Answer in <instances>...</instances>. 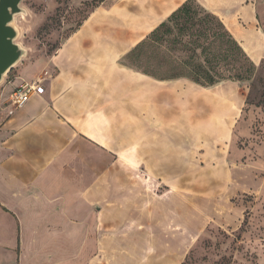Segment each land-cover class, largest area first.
Instances as JSON below:
<instances>
[{
  "label": "crops",
  "instance_id": "0c3cea01",
  "mask_svg": "<svg viewBox=\"0 0 264 264\" xmlns=\"http://www.w3.org/2000/svg\"><path fill=\"white\" fill-rule=\"evenodd\" d=\"M186 1L107 0L56 54L5 83L0 222L15 226V239L0 240V264L6 256L9 264H47L45 256L65 264L69 245L74 264H146L149 237L159 256L151 263L182 264L207 226L242 216L226 199L245 167L229 161L212 90L124 64ZM238 1L197 0L230 33ZM231 34L254 61L257 53ZM45 71L44 94L13 109L15 88Z\"/></svg>",
  "mask_w": 264,
  "mask_h": 264
},
{
  "label": "rangeland",
  "instance_id": "374dc122",
  "mask_svg": "<svg viewBox=\"0 0 264 264\" xmlns=\"http://www.w3.org/2000/svg\"><path fill=\"white\" fill-rule=\"evenodd\" d=\"M245 1V4L238 1L235 5L238 13L228 16L227 22L231 33L243 40L250 52L252 49L257 53L253 57L255 62L250 57L256 66L252 81L242 84L227 81L205 87L212 90L213 121H218L222 131H228L229 161L235 166L245 167L236 177L237 191L226 199L227 203L242 208L243 212L239 219L227 224L219 222L207 226L182 264L185 260L187 264H264V0ZM96 4L94 0H23L20 4L22 11L15 15L13 26L18 34L15 43L24 55L4 76L0 94L5 83L14 78L20 67L56 54ZM140 62H146V59ZM218 100L221 112L216 108ZM241 184H244V191L239 189ZM0 232L5 236L0 240L6 243L15 239V226L10 222H0ZM151 242L149 237L143 256L147 258L146 264H153L151 262L159 257L151 251ZM67 250L65 264H74L73 245H69ZM47 257H44V262L48 264ZM4 259L5 264L10 263L8 256ZM38 262L36 257L35 264ZM57 262L58 258L55 264Z\"/></svg>",
  "mask_w": 264,
  "mask_h": 264
},
{
  "label": "trees",
  "instance_id": "16d2710c",
  "mask_svg": "<svg viewBox=\"0 0 264 264\" xmlns=\"http://www.w3.org/2000/svg\"><path fill=\"white\" fill-rule=\"evenodd\" d=\"M94 1L92 12L106 0ZM143 58L146 62H140ZM124 64L158 80L186 78L203 87L249 83L256 72L223 22L196 0L184 2L126 55Z\"/></svg>",
  "mask_w": 264,
  "mask_h": 264
},
{
  "label": "water",
  "instance_id": "95a60500",
  "mask_svg": "<svg viewBox=\"0 0 264 264\" xmlns=\"http://www.w3.org/2000/svg\"><path fill=\"white\" fill-rule=\"evenodd\" d=\"M23 0H0V83L19 62L23 50L15 43L17 30L13 26L15 15L21 13Z\"/></svg>",
  "mask_w": 264,
  "mask_h": 264
},
{
  "label": "built area",
  "instance_id": "2783aa9c",
  "mask_svg": "<svg viewBox=\"0 0 264 264\" xmlns=\"http://www.w3.org/2000/svg\"><path fill=\"white\" fill-rule=\"evenodd\" d=\"M48 72L44 73L38 79L31 82H24L20 84L15 90L10 94L8 99V104L13 109L22 108L33 96H41L44 94L45 88L44 83L47 78H49Z\"/></svg>",
  "mask_w": 264,
  "mask_h": 264
}]
</instances>
